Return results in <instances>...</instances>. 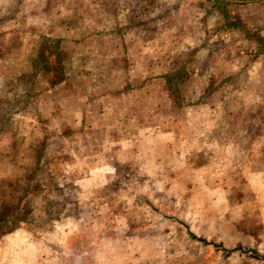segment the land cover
<instances>
[{
	"label": "rangeland",
	"instance_id": "obj_1",
	"mask_svg": "<svg viewBox=\"0 0 264 264\" xmlns=\"http://www.w3.org/2000/svg\"><path fill=\"white\" fill-rule=\"evenodd\" d=\"M181 3L0 0V235L18 227L43 233L49 230L51 218L66 210L80 211L67 177L61 175L74 168L75 158L71 155L80 154V143L75 141L81 136L77 138L71 129L63 128L74 142L61 143L59 134H49L45 127L46 117L55 106L43 105L38 110L40 116L29 107L49 86L84 88L87 83L83 85L75 78L81 74L94 76L85 86L92 95L91 121L108 122L113 120L108 108L114 92L121 89L127 93L143 86L142 78L136 77L144 70V63L164 58L165 72L171 77L167 81L169 91L177 103L188 105L206 98L199 87L200 77L206 72V58H232L234 66L240 67L244 54L248 58L245 68L219 84L228 85L230 108L241 99H245V106L252 102L255 106L251 111L243 108L232 114L228 129L233 132L227 135L241 134L245 137L238 142L242 150L250 155L264 154V0H188L191 9L197 11L187 14L180 12ZM27 59L35 60L29 72L25 70ZM199 59L202 63L195 67L194 61ZM247 77H254V89L263 93L250 103L248 95L237 89ZM204 80L206 91L217 86L208 78ZM234 90L238 96H232ZM66 99L67 105L74 104V97ZM224 99L225 95L220 101L226 103ZM16 106L22 112L10 113ZM98 106L103 111L98 113ZM109 130L112 137L119 132ZM95 141L92 132L86 134V143L94 145ZM239 185L244 191L226 194L228 203L249 200L250 208L244 207L238 216L237 209L234 223H225L220 220L225 219L222 215L212 217L216 207L208 204L207 208L199 199L195 215L184 214L181 218L182 233L172 228L174 238L156 242L159 247L167 245L164 264H264V183L250 182L245 187L240 181ZM160 200L155 195L151 204L160 206ZM164 201L172 206L171 200L164 197ZM214 202L215 206L223 205L217 199ZM42 259L48 261L46 256Z\"/></svg>",
	"mask_w": 264,
	"mask_h": 264
},
{
	"label": "crops",
	"instance_id": "obj_2",
	"mask_svg": "<svg viewBox=\"0 0 264 264\" xmlns=\"http://www.w3.org/2000/svg\"><path fill=\"white\" fill-rule=\"evenodd\" d=\"M187 1L182 0L180 12H196ZM242 55L240 67L234 66L232 58H206V72L199 84L206 98L188 105L177 103L169 91L167 81L171 77L165 72L164 58L146 62L136 77L142 78L143 86L127 93L121 89L114 92L108 108L113 120L108 122L91 121L92 95L85 86L94 78L92 74L75 77L83 85L87 83L82 89L69 88L67 84L45 88L29 110H37L36 115L40 116L38 110L43 105H54V112L46 117L49 134H59L61 143L74 142L63 128L71 129L77 138L81 136L75 141L80 143V154L71 155L75 158L74 168L61 175L67 177L80 211L66 210L51 218L49 230L43 233L18 227L1 234L0 264H153L154 258H158L156 264H164L167 245L162 243L165 247H159L156 242L174 238L172 228L177 227L178 233H182L180 220L184 214L195 215L199 199L204 206L225 207L211 211L212 217L222 215L225 218L220 219L222 222L234 223L235 211L238 209V216L251 203L248 200L229 204L226 194L243 192L240 181L245 187L250 182L264 183V154L250 155L239 147L238 142L245 137L238 133L227 135L233 132L228 129L232 114L243 108L253 110V97L263 95L261 90L254 89L255 78L247 77L241 85L237 84V89L246 93L252 103L245 106V99H239L230 108L228 85L219 83L239 75V70L245 68L248 58ZM25 63L29 72L35 60L27 59ZM194 63L196 67L202 61ZM207 78L214 85L217 83L213 90L206 91ZM246 86H252L248 87L249 92ZM224 95L226 103L220 101ZM235 95L238 96L236 90L232 96ZM67 96L75 98L74 104L67 105ZM96 111L99 113L103 108L98 106ZM111 128L119 130L113 137ZM89 132L96 139L94 145L86 143ZM155 195L161 197L157 207L151 204ZM164 197L172 201L171 207ZM214 199L223 205L215 206ZM184 208L188 212L182 211ZM133 209L138 212L133 214ZM43 256L48 261L43 262Z\"/></svg>",
	"mask_w": 264,
	"mask_h": 264
},
{
	"label": "trees",
	"instance_id": "obj_3",
	"mask_svg": "<svg viewBox=\"0 0 264 264\" xmlns=\"http://www.w3.org/2000/svg\"><path fill=\"white\" fill-rule=\"evenodd\" d=\"M54 79L56 80L57 78L54 77ZM179 81H181V83L183 84L184 79L181 77V78L179 79ZM18 111H20V110H19V107L16 106V107H15L10 113L14 112V113H12V114H16V113H18ZM12 114H11V115H12ZM9 116H10V115H9Z\"/></svg>",
	"mask_w": 264,
	"mask_h": 264
}]
</instances>
